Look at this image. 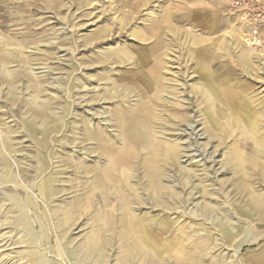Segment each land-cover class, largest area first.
<instances>
[{"label": "rangeland", "instance_id": "1", "mask_svg": "<svg viewBox=\"0 0 264 264\" xmlns=\"http://www.w3.org/2000/svg\"><path fill=\"white\" fill-rule=\"evenodd\" d=\"M228 1L0 0V264H149L130 225L166 228L153 264H264V56Z\"/></svg>", "mask_w": 264, "mask_h": 264}, {"label": "built area", "instance_id": "2", "mask_svg": "<svg viewBox=\"0 0 264 264\" xmlns=\"http://www.w3.org/2000/svg\"><path fill=\"white\" fill-rule=\"evenodd\" d=\"M228 9L246 47L264 56V0H229Z\"/></svg>", "mask_w": 264, "mask_h": 264}, {"label": "bare ground", "instance_id": "3", "mask_svg": "<svg viewBox=\"0 0 264 264\" xmlns=\"http://www.w3.org/2000/svg\"><path fill=\"white\" fill-rule=\"evenodd\" d=\"M153 72H155L153 69H152V71L150 72V75H151V73H153ZM145 80H149L148 78H147V76H145L144 77V84L145 83H147ZM156 80H157V78H156ZM206 100V99H205ZM224 100V99H223ZM225 102V101H224ZM237 101H234V104L236 103ZM210 105V104H209ZM208 106V105H207ZM255 114V113H254ZM146 127H148V126H146ZM241 127V126H240ZM259 128H257V130H255V132H254V134H252V137H253V140L255 141V146H253V152L255 153L254 155H253V157L254 158H256V155L258 156V154L259 153H261V150H260V147L262 146V140L260 139V133H259V130H258ZM147 130H148V128H147ZM147 130L145 131L146 133H143L141 136H148L147 135ZM144 132V131H143ZM148 132H149V130H148ZM151 133V132H150ZM243 140V139H242ZM241 140V141H242ZM245 140V139H244ZM240 141V142H241ZM242 144V143H241ZM240 147V146H239ZM238 147V148H239ZM237 149V148H236ZM237 151V150H236ZM175 154V153H174ZM243 156V154L242 153H234V154H232L228 159L231 161V162H235L236 163V165H239V159L241 160V161H243L242 160V157ZM125 160V159H124ZM124 160H122L121 159V161H123L124 162ZM245 160V159H244ZM256 160H257V158H256ZM263 174H262V176H264V165H263ZM153 174V173H152ZM151 174V175H152ZM106 177L108 178L109 176L108 175H106ZM264 180V179H263ZM152 182L154 183V185H155V192H156V199L155 200H160V197L162 196V195H164V190H162V188H161V185H160V182H161V178H160V176H158L157 174L153 177V179H152ZM164 189V188H163ZM244 190V189H243ZM103 192H106V189H104V191ZM107 192H108V189H107ZM127 201H130V199H128ZM126 203V202H125ZM129 217V216H128ZM129 218H131V215H130V217ZM133 222V221H132ZM130 228H132V229H139V228H141V227H139L138 228V226L137 225H130L129 226ZM154 237L155 236H153V235H149L148 237H145V238H143L144 239V242H146V244H156V243H158V239H154ZM101 237L98 239V241H100L101 242ZM193 243H195V242H193ZM96 246V245H95ZM150 261H151V259H150ZM149 261V262H150ZM148 262V263H149ZM153 264V263H152Z\"/></svg>", "mask_w": 264, "mask_h": 264}, {"label": "crops", "instance_id": "4", "mask_svg": "<svg viewBox=\"0 0 264 264\" xmlns=\"http://www.w3.org/2000/svg\"><path fill=\"white\" fill-rule=\"evenodd\" d=\"M170 228H171V226H170ZM128 232L130 233V234H134L135 235V237H138L139 239H140V241L139 242H133L132 243V245H133V247H135V245L136 246H139V248L138 249H140V251L141 252H139V254L141 255V258L143 259V262H149L150 261V259H151V261L149 262V264H151V263H154V259H152L151 257L149 258V257H146V256H143V251H144V249L143 248H145V247H153V248H155V250L157 251V246L159 245V242L158 243H156V244H146V242H144V239L143 238H145V237H148L149 235H153V236H155L154 237V239H158L159 241H161V240H163L164 239V236L167 234V231H166V228H158V231H154V229L151 227V229H148V227H141V228H139V229H131L129 226H128ZM100 238V237H99ZM98 238V239H99ZM198 240V239H197ZM136 241H138V240H136ZM177 241V240H176ZM193 241H196V240H193ZM190 243V242H189ZM93 246L90 248V250H92V251H97L98 249L100 250V249H102V246L104 245V242L101 240V242L100 241H98L97 240V242L96 243H93L92 244ZM96 245V246H95ZM190 246H192V247H194V246H196V245H198V248L199 247H201V245L200 244H198V243H196V244H192V243H190L189 244ZM88 251V250H87ZM158 261V260H157ZM185 263H188V261L189 260H187V259H184L183 260ZM182 263V262H181Z\"/></svg>", "mask_w": 264, "mask_h": 264}]
</instances>
